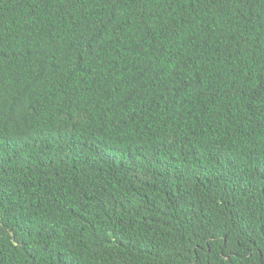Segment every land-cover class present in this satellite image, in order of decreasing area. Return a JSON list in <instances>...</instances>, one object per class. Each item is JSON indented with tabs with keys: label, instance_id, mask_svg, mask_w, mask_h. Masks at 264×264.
Masks as SVG:
<instances>
[{
	"label": "trees",
	"instance_id": "obj_1",
	"mask_svg": "<svg viewBox=\"0 0 264 264\" xmlns=\"http://www.w3.org/2000/svg\"><path fill=\"white\" fill-rule=\"evenodd\" d=\"M0 264H264V0H0Z\"/></svg>",
	"mask_w": 264,
	"mask_h": 264
}]
</instances>
